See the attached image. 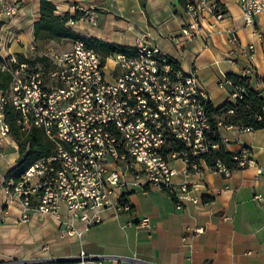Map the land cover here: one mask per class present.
Returning <instances> with one entry per match:
<instances>
[{
    "label": "built area",
    "instance_id": "obj_1",
    "mask_svg": "<svg viewBox=\"0 0 264 264\" xmlns=\"http://www.w3.org/2000/svg\"><path fill=\"white\" fill-rule=\"evenodd\" d=\"M238 3L246 26H253L255 18L264 14V0ZM185 8L190 22L182 35L187 38L196 35L194 30L203 14L215 20L224 16L217 11V0H193ZM10 10L14 13V8ZM14 39L19 40L12 33L6 43ZM134 47L138 49L135 57L111 56V72L105 70L101 55L82 40L72 41L65 51H54L47 45L37 56L22 54L23 60L16 54L0 55V71L9 76L5 86L0 78V158L2 144L17 152L20 141L11 132L5 106L13 109V125L23 136L37 128L54 143L53 153L35 160L16 184L3 182L2 191L17 199L22 208L19 220L25 222L33 215L60 220L65 215L61 236H70L72 219L78 217L89 225L98 220L103 209L130 210L128 204L119 203L118 194L127 186V178L132 179L133 186H150L173 195L177 207L185 201L198 202L188 182L172 183L176 171L169 161L181 158L196 175L202 174L203 162L188 163L186 151L166 156L162 152L171 138L190 147L192 155L206 151L210 141L204 132L210 124L204 111L208 100L205 91L194 72L184 74L172 69L157 49L144 43ZM28 48L36 51L33 39L28 41ZM247 49L251 59L252 45ZM39 57L42 59L37 60ZM240 92V88L236 89L232 97H239ZM239 164L243 166L244 161L241 159ZM208 170L224 175L230 172L219 162ZM33 199L36 204L31 206ZM30 209L33 214H29ZM140 222L145 226L148 219ZM194 231L202 232V227ZM60 259L12 258L0 264H56ZM62 259V264H90L102 257L81 251Z\"/></svg>",
    "mask_w": 264,
    "mask_h": 264
},
{
    "label": "crops",
    "instance_id": "obj_2",
    "mask_svg": "<svg viewBox=\"0 0 264 264\" xmlns=\"http://www.w3.org/2000/svg\"><path fill=\"white\" fill-rule=\"evenodd\" d=\"M30 1L35 17L23 22L24 12H18L21 16L13 18L10 25L16 30L20 44L16 43L19 40L9 44L0 41V55L29 56L31 53L25 40L33 39L32 23L38 16V0ZM50 1L58 9L57 0ZM179 1L112 0L106 3L98 0L93 11L96 24L92 25L91 21L82 24V32L78 34L124 46L144 43L157 49L176 60L184 74L194 72L214 106L223 104L234 92L226 80L228 73L249 77L253 88L264 95V14L255 18L253 26H246L239 0H217L226 10L223 18L215 20L203 14L194 30L196 35L187 38L182 35L183 28L190 22L185 2L193 0H184L183 4ZM25 23L26 33L20 29ZM50 43L44 44L43 49ZM248 45H252L251 59ZM219 133L229 151L240 153V160L244 161L241 169L224 175L208 170L203 163L202 174L196 175L187 170L181 158L169 161L176 171L172 183L188 182L198 202L185 201L177 207L165 191L133 186L132 179L127 178V186L118 194L120 197L125 194V204L132 209H103L98 220L89 225L78 217L72 219L70 236H61L65 215L60 220L49 215L43 218L33 215L30 221L24 222L19 220L20 205L12 208L8 203L9 208H5V201L13 199L2 191V185L18 153L14 150L10 156L3 149L0 263L12 258H67L82 251L102 257L90 264H143L135 259L155 264H264V129L241 130L221 125ZM203 197L209 200L203 202ZM60 208L65 211L63 205ZM28 212L33 214L32 209ZM143 218L148 219L145 226L140 222ZM200 227L202 232L194 231Z\"/></svg>",
    "mask_w": 264,
    "mask_h": 264
},
{
    "label": "trees",
    "instance_id": "obj_3",
    "mask_svg": "<svg viewBox=\"0 0 264 264\" xmlns=\"http://www.w3.org/2000/svg\"><path fill=\"white\" fill-rule=\"evenodd\" d=\"M180 3H184V0H180ZM187 2H185L186 5ZM144 9V3H143ZM218 12L223 15L226 14V10L222 4L218 2ZM37 18L32 23L33 28V40L36 43V50L38 48L37 43L42 45L52 42L60 41L63 39L69 40H82L87 47L92 48L98 52L102 57V62L105 63V59L115 54H123L127 57H135L138 54V49L132 46H124L116 43L97 39L95 37H87L79 35L74 32L67 24L69 21H73V17L67 14H60L57 12L56 5L50 0H38ZM76 20V19H75ZM16 56L23 60L24 57L21 53H16ZM167 65L172 69L180 70L179 63L169 56L165 55ZM41 60L42 57L36 58ZM3 61L0 56V63ZM0 78L2 79V85L8 81V74L0 71ZM226 80L229 82L231 90L235 91L240 88V96L227 99L223 104L214 106L210 100L205 102V115L209 121L210 127L208 131L204 132L206 140L210 141L206 151L201 154H190V147L183 144L181 141L171 138L167 144V148L162 152L164 156L171 154L172 152L181 155L186 151L188 155V163L191 162H203L207 167H213L217 162L223 164L229 171L241 169L239 164L240 153L229 151L225 143L223 142L219 128L221 125H230L238 127L241 130H259L264 129V95L261 91L256 90L250 83L249 77L240 76L233 73L226 74ZM8 122L11 127V132L20 141L18 142V157L15 164L7 172L4 183L8 184L12 181L16 184L20 180V175L37 159L43 156H50L53 153L54 143L44 136L40 129H31L27 135L19 131V129L13 125V109L9 106L4 108ZM22 137V139H20ZM215 145V148L211 146ZM187 170L190 171L189 166ZM124 195L119 198L120 204H125ZM173 202L175 198L171 195ZM203 202H207L209 199L203 197ZM132 206H130V210ZM129 210V211H130ZM63 261H57L56 264H62Z\"/></svg>",
    "mask_w": 264,
    "mask_h": 264
},
{
    "label": "rangeland",
    "instance_id": "obj_4",
    "mask_svg": "<svg viewBox=\"0 0 264 264\" xmlns=\"http://www.w3.org/2000/svg\"><path fill=\"white\" fill-rule=\"evenodd\" d=\"M102 1H106V3H108L109 1H112V0H102ZM97 2H98V0H57V4L59 6L57 9V12L60 14L64 13V14H67V15L73 17V21H69L67 25L74 32L80 33V32H82L80 29V26L82 24L89 23L90 21L92 22V18L96 24V15H95V13H93V11H95L97 8L96 7V4H98ZM22 5H23V8H21ZM90 6H92V7H90ZM10 8H14V13H11ZM20 10H21V12H24L23 16H22V17H24L23 22L26 19L30 20V19H33L35 17L34 16V14H35L34 7H33L32 2L30 0H0V41L6 43L7 40L9 39L10 35L16 31L13 28V26L10 24H11V21L13 20V18H15L17 16H21V14L18 13ZM90 16H92V17H90ZM3 24H6L7 27L2 26ZM20 29L23 30L24 33H26L28 30L27 23H25V25H22L20 27ZM5 35H6V37H5ZM25 41L28 42L27 40H25ZM72 41L73 40H69V39H63L60 41H52L50 43V47L54 51H65V50L70 48ZM12 42H16L15 39L12 40ZM16 43L20 44V42H16ZM37 45H38L37 50L34 52H31L30 53L31 55L28 54L29 56H33V55L37 56L38 53H40L43 50L42 43H37ZM112 67H113V58L111 56H109L105 59V70L107 72H111ZM1 146H2V149H5L10 156L12 153H15V151H14L15 149L10 148L8 145L2 144ZM16 147L18 149L17 145H16ZM17 153H18V150H17ZM18 155H19V153H18ZM12 201H9V206H11L12 208L14 206H17L19 208V204L18 205L16 204L18 202V200L13 199ZM35 204H36V200L33 199L31 201V206H33ZM5 206H7V207H5ZM5 206H3V207L9 208L8 205H5ZM30 220L31 219H28L27 221H30Z\"/></svg>",
    "mask_w": 264,
    "mask_h": 264
},
{
    "label": "water",
    "instance_id": "obj_5",
    "mask_svg": "<svg viewBox=\"0 0 264 264\" xmlns=\"http://www.w3.org/2000/svg\"><path fill=\"white\" fill-rule=\"evenodd\" d=\"M60 260L62 261L63 259L61 258Z\"/></svg>",
    "mask_w": 264,
    "mask_h": 264
}]
</instances>
